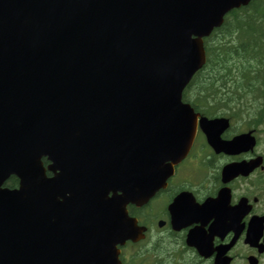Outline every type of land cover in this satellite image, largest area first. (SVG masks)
Listing matches in <instances>:
<instances>
[{
	"label": "water",
	"instance_id": "water-1",
	"mask_svg": "<svg viewBox=\"0 0 264 264\" xmlns=\"http://www.w3.org/2000/svg\"><path fill=\"white\" fill-rule=\"evenodd\" d=\"M249 1L0 0V186L19 178L0 188V264H91L100 251L115 264L125 194H150L163 156L191 143L180 92L205 60L199 37ZM220 124L204 120L215 147Z\"/></svg>",
	"mask_w": 264,
	"mask_h": 264
},
{
	"label": "flooded vegetation",
	"instance_id": "flooded-vegetation-1",
	"mask_svg": "<svg viewBox=\"0 0 264 264\" xmlns=\"http://www.w3.org/2000/svg\"><path fill=\"white\" fill-rule=\"evenodd\" d=\"M231 136L229 132L224 135L225 138ZM252 157L250 151L214 152L197 137L189 155L174 166L165 186L156 190L143 206H129L131 216L144 226V238L120 246L121 263L216 264L219 249L214 248L233 237H236L234 243L225 249L226 256L231 258L230 264H247L248 256L252 255L261 259L264 254H258L257 248L245 244L244 237L251 232L252 217L264 216V164L262 169H255L246 176L222 179L223 166ZM207 200H213V206L204 207ZM221 213L232 218H224L222 236L216 234L207 238L206 257L200 250L202 235L212 233L215 215Z\"/></svg>",
	"mask_w": 264,
	"mask_h": 264
},
{
	"label": "trees",
	"instance_id": "trees-1",
	"mask_svg": "<svg viewBox=\"0 0 264 264\" xmlns=\"http://www.w3.org/2000/svg\"><path fill=\"white\" fill-rule=\"evenodd\" d=\"M205 44L207 62L193 81L196 108L213 115L222 108L198 102L239 101L251 109L252 126L264 122V0L230 11Z\"/></svg>",
	"mask_w": 264,
	"mask_h": 264
}]
</instances>
